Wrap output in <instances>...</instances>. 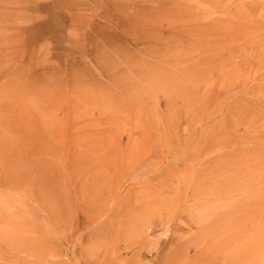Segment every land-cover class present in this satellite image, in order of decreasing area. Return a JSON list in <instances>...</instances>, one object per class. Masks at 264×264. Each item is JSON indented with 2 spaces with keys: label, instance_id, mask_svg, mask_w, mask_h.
<instances>
[{
  "label": "rangeland",
  "instance_id": "1",
  "mask_svg": "<svg viewBox=\"0 0 264 264\" xmlns=\"http://www.w3.org/2000/svg\"><path fill=\"white\" fill-rule=\"evenodd\" d=\"M263 1L0 0V264H264Z\"/></svg>",
  "mask_w": 264,
  "mask_h": 264
},
{
  "label": "bare ground",
  "instance_id": "2",
  "mask_svg": "<svg viewBox=\"0 0 264 264\" xmlns=\"http://www.w3.org/2000/svg\"><path fill=\"white\" fill-rule=\"evenodd\" d=\"M246 2H247V1H246ZM246 2H245V3H246ZM253 2H254V1H252V3H253ZM261 2H262V1H261ZM263 2H264V1H263ZM248 3H249V2H248ZM257 4H258V3H257ZM261 4H262V3H261ZM242 5H243V4H242ZM262 5H263V4H262ZM240 6H241V5H240ZM256 6H257V5H256ZM258 6H259V5H258ZM242 7H243V6H242ZM250 7H251V5H250ZM252 7H253V6H252ZM261 8H262V7H261ZM242 9H244V8H242ZM245 10H246V9H245ZM250 10H252V8H251ZM250 10H249V12H251ZM253 10H254V9H253ZM246 11H247V10H246ZM244 12H245V11H244ZM252 13H253V12H252ZM244 15H245V14H244ZM248 15H249V14H248ZM246 16H247V15H246ZM238 17H239V16H238ZM233 18H235V17H233ZM248 20H249V19H248ZM254 20H255V19H254ZM235 21H237V20H235ZM250 21H251V20H250ZM250 21H249V22H250ZM246 22H247V21H246ZM251 22H252V21H251ZM251 22H250V23H251ZM246 24H248V23H246ZM256 24H257V23H256ZM256 24H255V25H256ZM236 25H237V24H236ZM244 25H245V24H244ZM257 27H259V26H257ZM259 28H260V27H259ZM255 29H256V28H255ZM261 29H263V28H261ZM246 30H247V29H246ZM256 30H258V29H256ZM206 31H208V30H206ZM219 31H220V30H219ZM261 31H262V30H261ZM261 31H260V32H261ZM204 32H205V31H204ZM254 32H255V31H254ZM254 32H253V33H254ZM210 33H211V32H210ZM263 33H264V32H263ZM249 34H250V33H249ZM257 34H258V33H257ZM257 34H256V35H257ZM259 34H261V33H259ZM262 36H263V35H262ZM220 38H221V36H220ZM207 39H208V38H207ZM240 39H241V38H240ZM198 40H199V39H198ZM228 40H229V39H228ZM244 40H245V39H244ZM263 40H264V39H263ZM221 41H224V40H221ZM225 41H226V40H225ZM253 41H254V40H253ZM201 42H202V41H201ZM218 42H219V41H218ZM228 42H231V40L228 41ZM248 42H249V41H248ZM224 43H225V42H224ZM203 44H204V43H203ZM203 44H202V45H203ZM252 44H253V43H252ZM223 45H224V44H223ZM241 45H242V44H241ZM223 47H224V46H223ZM261 47H262V46H261ZM211 48H212V47H211ZM230 48H231V47H230ZM227 49H228V48H227ZM232 49H233V48H232ZM242 49H243V48H242ZM214 50H215V49H214ZM222 50H224V49H222ZM262 50H263V49H262ZM207 51H208V50H207ZM217 51H218V49H217ZM219 51H220V48H219ZM236 51H237V50H236ZM260 51H261V50H260ZM208 52H209V51H208ZM213 53H214V52H213ZM258 53H259V52H258ZM224 54H225V53H224ZM226 54H227V53H226ZM249 54H250V53H249ZM201 56H202V55H201ZM207 57H208V56H207ZM199 59H201V57H200ZM225 60H226V59H225ZM211 62H212V61H211ZM211 62H210V63H211ZM242 62H243V61H242ZM246 62H247V61H246ZM200 64H201V63H200ZM207 64H208V63H207ZM253 64H255V63H253ZM261 64H262V63H261ZM198 65H199V64H198ZM240 65H242V64H240ZM245 65H246V64H245ZM257 65H258V64H257ZM242 66H244V65H242ZM248 66H249V65H248ZM253 67H254V69H255V66H253ZM252 70H253V69H252ZM252 72H253V71H252ZM227 73H228V72H227ZM263 73H264V72H263ZM224 74H225V73H224ZM225 75H226V74H225ZM251 75H252V73H251ZM223 76H224V75H223ZM240 78H241V76H240ZM236 79H237V78H236ZM239 80H240V79H239ZM235 81H236V80H235ZM250 81H251V80H250ZM260 81H261V80H260ZM241 82H242V81H241ZM260 83H261V82H260ZM260 85H261V84H260ZM220 86H221V85H220ZM217 87H218V86H217ZM258 87H259V86H258ZM216 89H217V88H216ZM259 89H260V88H259ZM262 90H263V89H262ZM242 91H243V90H242ZM259 91H260V90H259ZM257 92H258V91H257ZM258 93H259V92H258ZM260 94H261V93H260ZM262 96H264V95H262ZM260 97H261V96H260ZM236 98H237V97H236ZM236 98H235V99H236ZM237 100H238V99H237ZM246 100H247V99H246ZM262 100H263V99H262ZM237 104H238V103H237ZM238 106H239V105H238ZM222 113H223V112H222ZM237 118H238V117H237Z\"/></svg>",
  "mask_w": 264,
  "mask_h": 264
}]
</instances>
